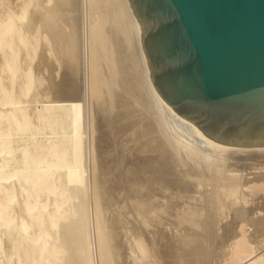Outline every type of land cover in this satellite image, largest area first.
<instances>
[{
  "label": "bare ground",
  "instance_id": "obj_1",
  "mask_svg": "<svg viewBox=\"0 0 264 264\" xmlns=\"http://www.w3.org/2000/svg\"><path fill=\"white\" fill-rule=\"evenodd\" d=\"M104 1L99 20L102 0H0V264H264V146L180 117L150 81L128 0ZM119 38L137 119L102 74ZM89 97L107 99L103 124ZM108 203L131 240L110 237Z\"/></svg>",
  "mask_w": 264,
  "mask_h": 264
},
{
  "label": "water",
  "instance_id": "obj_2",
  "mask_svg": "<svg viewBox=\"0 0 264 264\" xmlns=\"http://www.w3.org/2000/svg\"><path fill=\"white\" fill-rule=\"evenodd\" d=\"M149 78L213 141L264 146V0H128Z\"/></svg>",
  "mask_w": 264,
  "mask_h": 264
},
{
  "label": "rangeland",
  "instance_id": "obj_3",
  "mask_svg": "<svg viewBox=\"0 0 264 264\" xmlns=\"http://www.w3.org/2000/svg\"><path fill=\"white\" fill-rule=\"evenodd\" d=\"M6 1V4L7 5H14V4H16L17 3V1L18 0H5ZM105 4V1L104 0H102V2H101V5L99 6L100 8V11H98L99 12V20L100 19H102V17H104V16H106L105 14H107L108 13V10H106V9H108V8H106V4ZM39 6V5H38ZM37 5L35 6V8H37L38 7ZM102 7V8H101ZM34 8V9H35ZM33 9V10H34ZM102 9H104L103 11H101ZM102 13V14H101ZM104 15V16H103ZM118 45V46H117ZM119 47V48H118ZM119 50H118V49ZM122 48V49H121ZM115 49V50H114ZM109 50V51H108ZM106 51H108L107 52V54H109L108 55V60H109V63L111 62V66H110V69H109V67H106L107 65L106 64H104L102 67H103V70H102V74H104L103 76H104V78L105 79H107L106 81H108L109 82V84H112L115 88H117V93H116V95L114 96V98L115 99H122V100H125V101H128V102H130V104H129V106L131 107H135V110H134V112L132 113V115H131V117H130V119H132V118H134V119H137V118H139V116L141 117V115H143V113H142V110L140 109V107H137L136 105H138V103L137 104H135L137 101H134V97L129 93V90H128V88L126 89V85H125V83H127L129 80L130 81H132L133 80V78H134V76H135V73H134V71H133V68L131 67V59H127L126 58V52H127V49L125 48V46H124V43H123V41L119 38L117 41H116V45L114 46V47H111V48H109L108 46H106ZM123 51V52H122ZM117 52V53H116ZM120 52V53H119ZM112 53V54H111ZM114 53V54H113ZM113 55V57L114 58H112L111 56ZM110 56V57H109ZM119 56H121V58L119 57ZM120 58V59H119ZM113 59V60H112ZM117 59V60H116ZM116 60V61H115ZM120 60V61H119ZM123 60V61H122ZM37 62H38V57H36L35 59H34V61H33V64H34V67H36V66H38V64H37ZM116 63H118V64H116ZM124 63V64H123ZM105 66V67H104ZM119 68H118V67ZM107 68V69H106ZM114 68V69H113ZM106 69V70H105ZM124 69V70H123ZM111 70V71H110ZM117 70V72H115V71ZM125 70H127V71H125ZM63 71V68L60 70V72H62ZM105 71H108V75L105 73ZM113 73V74H111V73ZM115 72V73H114ZM120 73H122V74H120ZM128 73V74H127ZM42 74H44V75H42ZM41 74V76H42V84L40 85V90H41V88H42V90H43V92H44V90H46V86H47V81H48V77H47V73H45V72H43ZM46 74V75H45ZM119 74V76H121L122 78H123V81L121 80V79H118L116 76ZM106 75V76H105ZM125 75V76H124ZM46 76V77H45ZM113 76V77H112ZM128 76V77H127ZM133 76V77H132ZM44 77V78H43ZM59 77V74H58V76H56L55 77V79H57ZM110 77V78H109ZM132 77V78H131ZM45 78H46V81H45ZM51 79V78H50ZM81 80H80V83L82 82V78H80ZM114 79V80H113ZM127 79H129V80H127ZM112 80V81H111ZM118 81H119V83H118ZM129 81V82H130ZM44 82V83H43ZM46 82V83H45ZM117 83V84H116ZM122 83V84H121ZM46 84V85H45ZM115 84V85H114ZM118 84H120V86L118 85ZM44 86V87H43ZM44 88V89H43ZM106 88V87H105ZM107 89V88H106ZM41 90V91H42ZM51 90L52 89H50V92H51ZM54 90V89H53ZM121 90H123V91H121ZM55 91V90H54ZM54 91H52L50 94H54V93H56V91L54 92ZM120 94H121V96H120ZM54 95H56V94H54ZM53 95V96H54ZM105 95H107L106 93H105ZM128 96H130V97H128ZM124 97V98H123ZM100 101L98 98L97 99H92V97H89V103H91V105L93 104V105H95V104H97V103H95V101ZM105 101L107 100L106 98L104 99ZM94 101V102H93ZM97 101V102H98ZM104 101V102H105ZM104 102H98V104L97 105H99V106H97L96 105V107H94L93 105H92V107H93V112L92 113H94L93 114V116H94V118L95 119H97L96 121L97 122H100L101 124H103L104 122H103V119L101 118L102 116H104V114H108V112L106 113L105 111H103L102 110V104L104 103ZM107 102V101H106ZM135 102V103H134ZM95 103V104H94ZM105 104V103H104ZM102 105V106H101ZM100 107V108H99ZM95 108L97 109V110H99L100 109V111H97V110H95ZM119 108H121L117 103H114L113 104V110L114 111H117V110H120ZM116 109V110H115ZM95 110V111H94ZM101 110H102V112H101ZM112 110V111H113ZM141 111V114H140V111ZM103 114V115H102ZM96 115V116H95ZM99 115H101V116H99ZM133 116V117H132ZM99 119V120H98ZM102 119V120H101ZM123 120H127V119H123ZM176 125L182 130V132L188 137V138H190V139H192L197 145H199V146H203V144H204V142L203 141H201V139H199L197 136H195L192 132H191V130H188L187 128H185V127H183V126H181V125H179L177 122H176ZM107 126L106 125H103V126H101V128H106ZM136 128H140V127H138V126H136ZM190 136V137H189ZM252 170V169H251ZM249 171V170H248ZM92 169H91V171L89 172V175H91L92 176ZM251 174V173H250ZM250 174H247V176H252V174L250 175ZM90 177V176H89ZM91 178V179H90ZM89 178V180H88V182L90 183L89 184V190H88V192H89V196H91L92 198H93V194H91L92 193V188L91 187H93L91 184H93V181H92V177H90ZM91 190V191H90ZM89 198L90 200H89V204L92 206V204H94L93 202L94 201H92V200H94V199H92V198ZM109 201V203H111V199H109L108 200ZM108 203V212H107V214H108V216H109V218H108V230H109V232H110V237L111 238H114L116 235H115V232L118 234L119 232V236L116 238V239H120V240H124V241H126V239H127V237H129V231H130V229L127 227V226H125V228L123 227V225L122 224H120V223H118V222H116V220H115V209L113 208V205L112 204H109ZM94 207V206H93ZM93 207H91V209L93 208ZM91 215H92V213H91ZM110 222V223H109ZM120 224V225H122V226H120V225H118V224ZM117 224V225H116ZM110 225V226H109ZM115 226V227H114ZM118 228H120V229H118ZM124 229H123V228ZM115 228V229H114ZM117 228V229H116ZM119 230V231H118ZM128 230V231H127ZM114 232V233H113ZM115 235V236H114ZM128 235V236H127ZM92 236H94L93 237V240H96V235H94V233H93V235ZM112 236H114V237H112ZM131 237H129V239H130ZM111 240H114V239H111ZM128 240V239H127ZM131 240V239H130ZM95 256H96V254H95Z\"/></svg>",
  "mask_w": 264,
  "mask_h": 264
}]
</instances>
